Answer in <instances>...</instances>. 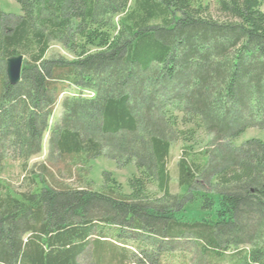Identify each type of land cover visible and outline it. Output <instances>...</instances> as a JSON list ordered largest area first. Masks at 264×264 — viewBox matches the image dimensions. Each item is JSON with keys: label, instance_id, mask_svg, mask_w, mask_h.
I'll return each instance as SVG.
<instances>
[{"label": "trees", "instance_id": "1", "mask_svg": "<svg viewBox=\"0 0 264 264\" xmlns=\"http://www.w3.org/2000/svg\"><path fill=\"white\" fill-rule=\"evenodd\" d=\"M13 1L20 14L0 8V177L8 158L29 173L47 134L49 151L32 190L0 179V264H264V143L236 144L264 130V0H217L216 14L202 0ZM103 156L135 166L129 193L109 172L101 191L45 179Z\"/></svg>", "mask_w": 264, "mask_h": 264}, {"label": "rangeland", "instance_id": "2", "mask_svg": "<svg viewBox=\"0 0 264 264\" xmlns=\"http://www.w3.org/2000/svg\"><path fill=\"white\" fill-rule=\"evenodd\" d=\"M205 5H209L214 14L217 10V0H202ZM0 8L5 13L10 14H20V6L13 0H0ZM264 10V4H263ZM55 53H61L67 55L66 52L58 45L52 46L48 56H51ZM71 88V87H70ZM74 88H71L70 91H73ZM69 91V90H68ZM89 94V93H86ZM65 97V94H62L59 98V101L55 107L53 117L51 119L52 124H56L61 117L62 107L61 103ZM258 139L264 143V130L260 129H249L243 135H241L237 140L236 144L238 146L242 145L248 140ZM48 140L49 135L47 134L43 142V151L40 155L33 157L28 165V172L23 170L22 162L8 158L5 161V169L1 174L0 179L6 181L18 192H27L33 189L34 182L32 181V175L30 174L31 170L34 169V173L38 174L43 171L40 170L38 165L43 164L47 160L48 156ZM207 138L205 135L198 134V143L204 145ZM184 143L177 142L173 144L171 148L170 157L168 159V170L172 178L171 182V193L180 192L178 187V168L177 164L181 158L182 149ZM90 169V170H89ZM81 167L80 165L68 164V162L60 163L54 167L48 166V173L45 175L47 182L55 187L66 188L71 187L74 189L86 188L92 191H101L103 186V172H109L113 175L116 181L123 187V190L126 193H129L128 181L132 178L137 170L134 165L127 167H119L114 161L109 158L101 157L91 163L89 167ZM92 181V184H89V181ZM132 248H135L133 245ZM191 258H187V263L190 262Z\"/></svg>", "mask_w": 264, "mask_h": 264}, {"label": "water", "instance_id": "3", "mask_svg": "<svg viewBox=\"0 0 264 264\" xmlns=\"http://www.w3.org/2000/svg\"><path fill=\"white\" fill-rule=\"evenodd\" d=\"M24 60L25 57L23 55H17L7 61V77L13 86L21 82Z\"/></svg>", "mask_w": 264, "mask_h": 264}]
</instances>
